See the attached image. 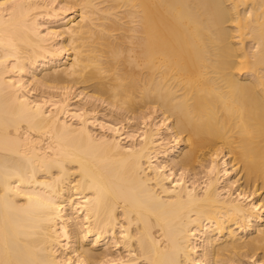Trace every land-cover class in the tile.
Masks as SVG:
<instances>
[{
    "label": "bare ground",
    "instance_id": "6f19581e",
    "mask_svg": "<svg viewBox=\"0 0 264 264\" xmlns=\"http://www.w3.org/2000/svg\"><path fill=\"white\" fill-rule=\"evenodd\" d=\"M0 264H264V0H0Z\"/></svg>",
    "mask_w": 264,
    "mask_h": 264
},
{
    "label": "rangeland",
    "instance_id": "374dc122",
    "mask_svg": "<svg viewBox=\"0 0 264 264\" xmlns=\"http://www.w3.org/2000/svg\"><path fill=\"white\" fill-rule=\"evenodd\" d=\"M122 141H124V140H122Z\"/></svg>",
    "mask_w": 264,
    "mask_h": 264
}]
</instances>
